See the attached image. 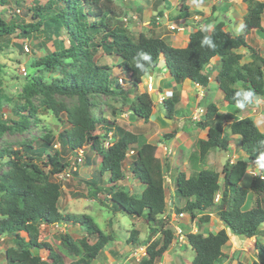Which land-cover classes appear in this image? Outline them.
<instances>
[{
    "label": "trees",
    "instance_id": "16d2710c",
    "mask_svg": "<svg viewBox=\"0 0 264 264\" xmlns=\"http://www.w3.org/2000/svg\"><path fill=\"white\" fill-rule=\"evenodd\" d=\"M165 1L155 0V4ZM181 1L180 14L185 15L188 6L184 4L185 0ZM242 1L246 12L242 22L245 27L240 33L225 29L224 21H216L210 30L190 32L186 45L182 47L173 46L166 37L155 33L131 35L114 10V0H48L30 8L32 20L27 22L10 20L0 9L1 43L8 45L12 35L21 39V43L43 36L52 41L54 49L40 56L36 66L59 73V77L50 82L37 77L32 84L25 86V103L12 109L20 119H11L10 123L0 121V138L7 130L22 131L29 127L30 118L37 113L30 98L38 93L42 95L43 107L47 111L57 117L64 114L66 118V126L56 137L46 134L37 145L26 141L19 149L0 148V166L8 167L0 174V236L12 235L14 241V245L5 248L3 264H92L110 241V235L104 233L90 215L66 214L58 208L62 189L52 175L69 165L65 157L68 152L76 153L84 146L101 157L96 174L107 177L109 198L113 204L127 214L143 218L151 236L157 232L160 234L159 238L148 242L139 264H154L168 250L175 236L167 224L165 162L156 155L158 144L92 112L96 96L122 95L132 115L149 120L154 103L147 92L138 90V84L160 60L164 61L176 83L189 80L208 88L211 73L207 67L217 58L219 63L213 79L215 89L222 93V101L228 107L227 111H222L213 101L205 102L206 96L199 100L200 105L205 103V112L195 125L206 130V137L198 138L188 155L190 172L187 174L180 170L173 179L176 195L184 200L180 207L173 203L175 213H187L192 220L198 218L201 224L208 223L214 213L226 227L207 234L191 229L185 231L188 245L194 251L190 264L226 262L229 257L223 252V247L228 241L227 230L246 238L261 232L260 226L264 224V179L261 174L254 175L249 188H246L241 181L249 163L243 157L232 162L226 160L220 171L202 166L211 150H227L232 141L243 152L244 158L248 157L252 163L257 164L258 157L264 152V144H261L264 132L251 116H238L258 97H264V57L246 42L252 30L264 32V0ZM0 2L4 4L5 1ZM206 36L214 48L201 45ZM21 43H14V46L22 50ZM242 48L247 49L246 55L240 51ZM99 50L115 53L120 58L118 66L135 92L133 99H128L126 90L118 85L110 67L96 61ZM141 52L149 53L151 61L139 57ZM137 61L139 68L136 67ZM2 71L0 63V86ZM248 90L254 96L240 109L236 104L242 97H235V93ZM56 95L77 96L78 103L73 107L67 106L57 100ZM2 100L7 98L4 99L0 87V105ZM179 101V93H172L162 100L166 117L176 115ZM99 128L103 133L97 131ZM110 131L112 139L105 144L104 138ZM165 136L172 138L174 133ZM56 142L59 147H55ZM128 150L134 152L127 168L143 186L138 197L118 185L125 178L124 163ZM93 177L86 179V183L92 185L94 193L98 194L100 185ZM249 192L255 194V200L246 208ZM69 222L84 225L86 235L74 238L64 233L60 239L62 252L39 239L40 225H68ZM138 235V229L132 228L127 244L140 245ZM89 236L95 237L93 243L89 242ZM254 244L262 257L251 262L238 260L237 264H264V244L258 240ZM35 248L48 251L47 258L35 254Z\"/></svg>",
    "mask_w": 264,
    "mask_h": 264
},
{
    "label": "rangeland",
    "instance_id": "374dc122",
    "mask_svg": "<svg viewBox=\"0 0 264 264\" xmlns=\"http://www.w3.org/2000/svg\"><path fill=\"white\" fill-rule=\"evenodd\" d=\"M4 1V4H1L0 2V9L4 10L10 20L13 19L18 21L23 19L27 22L32 20V12L30 8L32 6L36 7L38 4H44L48 0H17V2L16 0ZM221 1L223 0H219V2ZM113 4L115 12L120 17H126L127 20L122 23H126L124 26L128 29L131 35H137L139 32L154 34V31H158L162 27L166 31L165 27H167V23L165 22H174L175 29L170 31V39L166 37V40L176 47L185 46L186 38L184 39L183 37L186 35V31L183 30L182 33L185 35L180 36L179 32L181 30L178 26L181 18V9L183 7L181 0H166L164 6H162V4L156 5L155 0H114ZM188 4L192 7L206 5L200 1L194 0H190ZM152 5L154 6V9L151 8ZM240 5L232 3L230 6L232 7L231 12H229L228 9L226 11L221 5H218L219 7L215 8L212 17L215 16V19L221 18L227 22V15L228 17L230 16L234 19V21L231 23L227 22V25L230 24L229 28H227L233 33H240L242 30L240 29V25L242 24L243 16L246 12V7L242 9ZM137 7H140L141 10H137ZM9 9H11V11H9ZM15 9H19L18 13L14 11ZM144 9L148 11L145 14L143 11ZM160 9L163 11V21L157 14ZM12 15L14 17H11ZM235 15L238 17L239 21H241L240 25L237 24ZM155 18L159 20L158 24H161V28L156 29L154 26L156 24L153 25V23H151L153 21L156 22ZM186 20L187 19H184L183 23H186ZM146 21H148V23H146ZM187 23L191 24L192 21H188ZM199 25L203 28V26L207 25V22L204 24L200 23ZM262 26L264 27V15ZM175 36L181 37L184 42L179 40L172 42ZM246 38V42L264 57V32L252 30L251 33H248ZM31 39L32 40L26 41L30 51H26L24 49L21 39L16 38L15 35L10 37L8 45L6 43H1L3 40H0V63L3 65L0 87L4 95V99L7 98V100L1 101L0 121L5 123H10L11 119H20V117L12 112V109H14V107L18 104L21 106L25 103V97H27V95L24 88L25 86L32 84L34 78L40 77L42 78V81L50 82L53 78L59 77L58 72H50L45 68L36 66V61L40 56L44 55L46 51L54 49L52 41H47L43 38V36ZM14 43H21L22 50L15 47ZM240 51L244 55L247 54V49L245 48H242ZM95 59L99 64H105L110 67L112 75L118 79V85L121 89L126 90L128 99H133L135 92L132 88H130V85L126 82L127 80L124 79L126 76L118 66L120 58L115 53L108 54L106 51L99 50ZM218 63V59L214 58L207 67V70L211 73V81L209 83V90L206 96V93H200L201 89L199 88H197L198 90L196 89L197 91L195 92V88H192L194 85L189 80H185L182 84H178L175 88H171V86L175 85L176 82L173 80V77L169 76L164 62L160 63L159 61L157 66L152 71H149L138 84V90L140 92L145 91L146 88L149 89V84H152V86L154 84L161 85L162 82L165 87H167H153V90L148 92L149 94L156 93L158 99L153 101L154 107L152 109V114L147 121L138 119L132 115L129 111V104L126 100H124L122 95L116 97L99 95L94 98L96 101V106L92 109L94 115L97 117H104L109 121H115L124 129L142 134L147 141H152L158 144L156 154L161 156L165 163V159H167V162L168 160L169 162L173 161V166L170 164L167 168V172L169 169H173L172 173L169 174L172 177L170 180L165 178L167 211L171 209V200H173L175 205L178 207L184 203V200L175 193L173 179L180 170L187 173L190 172V163L188 162V164H183V161L195 148L194 143L196 139L206 137V130L199 129L195 125L197 120H194L193 118L194 114L200 113V109L198 108L200 105V103H198L199 100L206 96L205 102L213 101L218 105L220 110H228V107L223 105L222 100L219 101L217 98H214L216 83L213 79L215 75V68ZM21 67H25V71H23ZM119 79H122V82H120ZM168 91L180 94V101L177 104L178 112L172 118L171 122L166 121L162 117L165 114V109L161 103V98L163 95H166L165 97L169 96L170 93ZM55 98L70 107H73L78 103L77 96L56 95ZM30 101L37 113L30 118L29 127L22 131L10 129L4 132L0 138V148L2 146H9L12 149H19L20 145L26 141H32L33 144L35 143L34 145H37L38 142H40L39 139L41 137H44L46 134L56 137L57 134L66 126V118L64 114L57 117L43 107L41 94H35L30 98ZM196 102L198 104H196ZM200 106L205 108V103L201 102ZM248 115L253 118L257 127L261 131H264V97H258L252 105L244 108L238 114L240 117ZM101 129L102 128H99L97 131L103 133ZM169 133H174V136L172 138H166L165 135ZM111 139L112 132L110 131L108 132L107 137L104 138V143L107 144L111 141ZM180 144L188 145L190 149H188L187 152H184L183 150L180 151L181 147L180 149L178 147V145L181 146ZM170 147V152L173 151V154L168 153ZM235 147L237 146L235 142L232 141L227 150H211L202 166L220 171L226 160H229L230 158H233V160L235 159L234 155L238 151V148L236 149ZM80 149H84V161L78 166L77 172L70 177L63 176L59 178L56 177V174L52 175V179L58 182L62 189V194L58 202L60 212L66 214L72 213L90 215L98 227L104 233L110 235V241L105 245L102 252L92 261V264H139V259L145 255V249L148 242L152 241L154 238H159L160 234L157 232L155 235L151 236L143 218L127 214L113 204L109 198V183L106 181L107 177H105V175L98 176V174H96L98 161H100L101 157L89 147L84 146ZM164 152L165 154H161ZM74 156L75 153L68 152L65 157L69 161H72ZM239 156L244 158L242 155ZM127 164L128 162L124 163L125 178L119 182L118 185L131 195L138 197L143 189V186L141 183L139 185L138 180L130 174ZM7 169V166H0V174ZM256 169L257 164L249 163L248 169L241 181V184L246 188H249L253 175L256 173ZM167 172L165 171V175H168ZM93 175H95L94 177L97 180V185H100L98 186L100 187L98 194L94 193L95 191L93 190L94 187L92 185L86 183V179L91 176L93 177ZM249 198L250 197H248L246 202L247 205L249 203ZM187 218L189 217H186L184 221L188 223ZM210 219V222L212 223L211 225L214 226L213 221H216L218 217L212 213ZM181 220L179 222L181 223V226H183V221L181 222ZM195 221L196 223L194 226H191V230L194 232L196 230L200 231L202 224L199 223L198 218H196ZM168 227L173 229L174 224L169 222ZM132 228L138 229L139 231L138 237L140 245H131L126 242L129 231ZM214 229H216V227ZM64 233H69L74 238H79L86 235V229H84V225L82 226L81 223L77 225V223L70 222L68 225L42 224L39 226V239L49 242L59 252H62L60 239ZM184 234L185 233L178 234V231L174 232L175 237L168 250L164 252L163 256L158 258L154 264H188L191 262L194 256V251L188 245ZM88 238L90 243L95 241V237L93 236H89ZM257 240L264 244V234H258ZM227 242L225 243V247L226 252L228 253L230 252V249L226 246ZM11 245H14L12 235L0 236V264H3L5 260V248ZM33 252L38 254L43 259H46L48 255V251L42 249L38 250L35 248ZM245 257L246 258L243 261H252V256L249 253L246 254ZM65 260L69 261L67 257H65ZM223 264L229 263L226 261V263L224 262Z\"/></svg>",
    "mask_w": 264,
    "mask_h": 264
},
{
    "label": "crops",
    "instance_id": "0c3cea01",
    "mask_svg": "<svg viewBox=\"0 0 264 264\" xmlns=\"http://www.w3.org/2000/svg\"><path fill=\"white\" fill-rule=\"evenodd\" d=\"M190 0H185V2H184V4H186L187 6H188V9H187V13L184 15V14H180L181 15V18H180V21H179V25L182 23V24H185V23H183L184 22V19H187V20H189V19H191V21H193V19L195 20V19H197V21L199 22V23H202V24H204L205 22H207V25L208 26H210L208 29L210 30L211 28H212V26L214 25V23L216 22V21H219V20H221V21H224L225 22V20H222L221 18H217V19H215V16H213L212 17V14H214V10H215V8H218L220 5L222 6V8H224L226 11H227V9H228V11L229 12H231V9H232V7H230L231 5H232V3H235V4H238V5H240V7L242 8V9H244L245 7H246V5L245 4H243L242 5V1H240V0H223V1H221V2H219V0H207V1H202V3H204V4H206V5H204V6H196V7H192V6H190V4H188V2H189ZM194 1H196V0H194ZM164 4H165V2L164 3H162V6H164ZM182 5H183V2H182ZM219 5V6H218ZM216 6V7H215ZM151 8L152 9H154V6L152 5L151 6ZM137 10H141V8L140 7H137ZM246 10V9H245ZM144 11V14L146 13V12H148L147 10H143ZM161 13V14H160ZM150 14H152V13H150ZM158 15H159V17L161 16V20L162 19H164V16H163V11L160 9L159 10V12L157 13ZM164 14H165V12H164ZM244 14V13H243ZM242 14V15H243ZM227 22H233L234 21V19L233 18H231L230 16L228 17V15H227ZM156 19V18H155ZM235 20H236V22H237V24L238 25H240L241 24V21H239V19H238V17L235 15ZM163 21V20H162ZM196 21V20H195ZM150 22V21H149ZM165 22V21H164ZM227 22H225V28L226 29H228L229 28V25H227ZM146 23H148V21H146ZM151 23H153V25L154 24H156V25H154L155 26V28L157 29V28H161L162 26H161V24H158L157 22H151ZM165 23H168L167 21L165 22ZM228 27V28H227ZM166 28V31L164 30V28L162 27L160 30H156V31H154L155 32V34H157V35H160V36H162V37H167V38H169L170 39V34H171V32L167 29V27H165ZM183 30H185L186 31V35L185 34H183L182 33V31ZM195 29H194V27H192L191 25L190 26H188V25H186L180 32H179V35L181 36V35H185L183 38L185 39L186 38V43H187V41H188V36H189V33L190 32H192V31H194ZM229 30V29H228ZM252 32V31H251ZM250 32V33H251ZM174 40L172 41V42H175V41H183L182 39H181V37H177V36H175L174 38H173ZM247 39V38H246ZM184 42V41H183ZM186 43H185V45H186ZM161 62H163V61H160V63ZM163 73H165V72H163ZM168 74H169V76H170V73H169V71H168ZM215 74H216V72H215ZM171 77V76H170ZM180 85V84H182V83H175V85H173V86H171V88H175V86L176 85ZM193 85H194V87H192V88H195L194 90H195V92L198 90L197 88H199V89H201V92L200 93H206V96H207V93H208V90H209V87L208 88H203V87H201V86H199V85H197V84H194L193 83ZM156 87L157 88H161V87H165V85L161 82V85H159V84H156ZM165 88H167V87H165ZM171 88H169V89H171ZM197 89V90H196ZM165 90H167V89H165ZM172 90V89H171ZM166 92V91H165ZM169 93L171 92V91H168ZM167 93V92H166ZM200 95V94H199ZM182 96V95H181ZM214 98H217L219 101H221L222 100V93L219 91V90H216L215 92H214ZM198 102V101H197ZM197 102H196V104H197ZM223 105H225L224 104V102H223ZM226 106V105H225ZM262 123V122H261ZM201 138H204V137H201ZM198 139V138H197ZM196 139V140H197ZM182 144V143H181ZM180 144V145H181ZM160 145H162V144H160ZM237 146V145H236ZM162 147H164V146H162ZM178 147H179V149H180V147H181V149H180V151H184V152H187V150L188 149H190V147L188 146V145H185V144H183V145H181V146H179L178 145ZM165 148V147H164ZM236 149L238 148V151L235 153V159L233 160V158H230L229 160L232 162V160L233 161H235L237 158H241L239 155H242L243 156V152L241 151V150H239V147L237 146V147H235ZM171 149V147L169 148V150ZM190 152V151H189ZM158 153V152H157ZM191 153V152H190ZM161 154H165V152L164 153H161ZM157 155V154H156ZM157 156H159V155H157ZM160 158H161V156H159ZM161 159H163V158H161ZM165 161H166V163H165V171L167 172V168H168V165L170 166V164L173 166V161L172 162H169V160H168V162H169V164H168V162H167V159H165ZM100 161H98V163H99ZM164 162V161H163ZM183 164H188V156L185 158V160L183 161ZM172 171H173V169H169L168 170V175H167V180H170L171 179V177L172 176H170L169 174H171L172 173ZM187 173V172H186ZM189 173V172H188ZM187 173V174H188ZM173 179V178H172ZM139 183V182H138ZM139 185H140V183H139ZM242 186H244V185H242ZM245 187V186H244ZM248 197H250L251 199H249V203H248V205L246 204L245 206H246V208L247 207H249V206H252V204L254 203V200H255V194H253V193H251L250 194V192H249V196ZM173 202V200H171V202H170V204ZM183 205V204H182ZM169 211H171V209L169 210ZM186 217H189L188 215H184V217L182 218V220H181V222L183 223V229H185V231H187V230H189V228L191 229V226H194L195 225V223H196V221L195 220H193L192 221V219L189 217V218H187L188 219V223L186 222V221H184L185 220V218ZM210 221H211V219H210ZM208 222V223H206V224H202V226L200 227V231L201 232H204V234H207V232L208 231H212V232H216V231H218L219 229H222V228H226L225 227V225L223 224V222L221 221V220H219V219H216V221H213L214 222V226L216 227V229H214L215 227L213 226V225H211L212 223L211 222ZM78 225V224H77ZM227 230V229H226ZM192 231V230H191ZM260 233H263L264 234V224H262L261 226H260ZM227 233H228V242H227V244H226V246H227V248H229L230 249V252H226V247H225V245H224V247H223V252L224 253H226L227 255H228V260H227V262L229 263V264H237V262H238V260H240V261H243L246 257H245V255L246 254H250L251 256H252V260H257V259H259V258H261L262 257V254L256 249V247H255V241L257 240V236H258V234H260V233H258L255 237H252V238H246V237H244V236H240V235H236V234H233L232 232H230V231H228L227 230ZM259 241V240H258ZM248 257V256H247ZM226 263V262H225ZM188 264H190V262L188 263Z\"/></svg>",
    "mask_w": 264,
    "mask_h": 264
},
{
    "label": "clouds",
    "instance_id": "9594fccd",
    "mask_svg": "<svg viewBox=\"0 0 264 264\" xmlns=\"http://www.w3.org/2000/svg\"><path fill=\"white\" fill-rule=\"evenodd\" d=\"M205 1H207V0H205ZM200 2H202V1H200ZM17 9H15L14 11L15 12H17L16 11ZM9 11H11V9L9 10ZM18 13V12H17ZM161 17V16H160ZM120 20L122 21V22H125L127 19H126V17H121L120 18ZM196 20V21H195ZM193 19V21H192V23L191 24H188L187 22L188 21H191V19H189V20H186V23L185 24H180V25H178L179 27H180V30H182L186 25H188V26H192V27H194V29L196 30V29H202V31H207V30H209L208 28L210 27V26H208V25H205V26H203V28H201V25H199L200 23L197 21V19ZM158 21L159 20H157L156 19V22L158 23ZM219 21H221V20H219ZM243 22V21H242ZM263 23V22H262ZM198 24V25H197ZM123 25H126V23H123ZM171 27H173V28H171ZM245 27V25H243V24H241L240 25V29H243ZM167 29L169 30V31H173L174 29H175V26H174V22H168L167 23ZM228 30V29H227ZM26 41H28V40H26ZM26 41L23 43V46H24V49H25V45H27V47H28V50H26V51H30V48H29V46H28V44L26 43ZM201 45L203 46V45H207L208 47H211V48H214L215 47V45L211 42V39L209 38V37H204V39L201 41ZM138 56L139 57H142L144 60H146V61H151V55L149 54V53H146V52H141V53H139L138 54ZM160 61H163V60H160ZM164 62V61H163ZM136 67L137 68H139L140 67V65L138 64V61H137V63H136ZM24 68V70L22 69V67H21V69L23 70V71H25V67H23ZM215 72H216V68H215ZM215 76V75H214ZM125 79V78H124ZM118 80V79H117ZM122 79H119V81L120 82H122L121 81ZM193 83V82H192ZM121 84V83H120ZM122 85V84H121ZM146 85V84H145ZM156 84H154L153 86H152V88L151 89H147L146 88V90L145 91H142V92H150V91H152L153 90V87H156L155 86ZM123 86V85H122ZM149 94V93H148ZM152 94V93H151ZM151 94H149L150 96H151ZM172 94V92H170V95ZM169 95V96H170ZM165 96L166 95H163L162 96V98H161V102H162V100L165 98ZM169 96H167V97H169ZM253 96H254V93L251 91V90H248V91H237L236 93H235V97H242V100L241 101H237V104H236V106L238 107V108H240V109H243L244 107H245V104L246 103H250L251 102V100H252V98H253ZM198 104V103H197ZM157 108V107H156ZM199 109H200V113H196L197 115H199V118L198 119H195L194 118V120H197V121H199L200 119H201V117H202V115L204 114V112H205V108L204 107H201V106H199L198 107ZM165 116V115H164ZM248 116H250V115H248ZM261 131V130H260ZM262 132H264V131H262ZM261 144H264V141H262L261 142ZM55 147H59V145H58V143H56L55 144ZM83 151H84V149H83ZM157 151V150H156ZM77 152V151H76ZM134 151L133 150H128L127 152H126V160H125V163H127L128 161H129V159H130V155H132V153H133ZM168 153H174L173 151H171L170 152V150H169V152ZM75 155H76V153H75ZM159 157V156H158ZM244 159V158H243ZM261 161H264V152H261V154H260V156L258 157V159H257V169H256V173H255V175H259V174H261V177L264 179V163H261ZM70 162L71 161H69V164H70ZM248 163H252V162H248ZM255 164V163H254ZM69 166V165H68ZM67 166V167H68ZM66 167V168H67ZM64 171V170H63ZM62 171V172H63ZM75 172H77V169L73 172V174L75 173ZM57 174H59V173H57ZM56 174V175H57ZM72 174V175H73ZM130 174L131 175H133L132 174V172L130 171ZM254 176V175H253ZM165 178H167V175H165V177H164V179ZM137 179V178H136ZM138 180V179H137ZM139 182V181H138ZM140 183V182H139ZM217 199H218V195H217V197H216ZM249 199H251V198H249ZM216 200V199H215ZM167 202V201H166ZM173 203H175L174 201L170 204V207H171V211H167L166 210V213H168L169 214V216H168V220H167V224L169 223V219L171 218V215H178L179 213H181V212H179V213H175L174 211H173V209H172V205H173ZM167 204V203H166ZM254 204V203H253ZM252 204V205H253ZM167 207V206H166ZM183 214V216H180V217H177L176 218V220L175 221H173V224L174 225H178V226H180L181 228H182V234L183 233H185V229H183V227L181 226V223L179 222L183 217H184V215H188L189 216V214H187V213H182ZM164 218H165V216H163ZM190 217V216H189ZM193 221V220H192ZM172 223V222H171ZM178 223V224H177ZM179 223H180V225H179ZM174 229V228H173ZM197 231V230H196ZM174 232H175V229H174ZM185 235V234H184Z\"/></svg>",
    "mask_w": 264,
    "mask_h": 264
},
{
    "label": "built area",
    "instance_id": "2783aa9c",
    "mask_svg": "<svg viewBox=\"0 0 264 264\" xmlns=\"http://www.w3.org/2000/svg\"><path fill=\"white\" fill-rule=\"evenodd\" d=\"M17 12L19 11V9L16 10ZM173 28V27H171ZM25 49L28 50L27 45H25ZM22 69L24 70V68L22 67ZM148 88L151 89L152 88V84L148 85ZM195 119L199 118V115L194 114ZM84 161V151L82 149H79L76 152V155L74 156V158L72 159V161L70 162L69 166L61 173L57 174L56 177H70L72 176L73 172L78 168L79 165H81ZM217 200V198H216ZM183 216L182 213H179L178 215H171V218L169 219V222H172L176 220L177 217ZM174 228L176 229V231H178V234L182 233V228L178 225H174ZM175 231V232H176Z\"/></svg>",
    "mask_w": 264,
    "mask_h": 264
},
{
    "label": "water",
    "instance_id": "95a60500",
    "mask_svg": "<svg viewBox=\"0 0 264 264\" xmlns=\"http://www.w3.org/2000/svg\"><path fill=\"white\" fill-rule=\"evenodd\" d=\"M155 86H156V85H155ZM151 97H152V100H153V101H155V100L158 99L156 93H152V94H151ZM162 117H163V119H165V120L168 121V122H171V121H172V118H168V117H166V116H164V115H163ZM244 161H245V162H250V159H249L248 157H245V158H244Z\"/></svg>",
    "mask_w": 264,
    "mask_h": 264
}]
</instances>
